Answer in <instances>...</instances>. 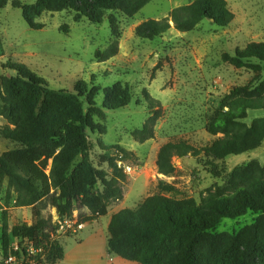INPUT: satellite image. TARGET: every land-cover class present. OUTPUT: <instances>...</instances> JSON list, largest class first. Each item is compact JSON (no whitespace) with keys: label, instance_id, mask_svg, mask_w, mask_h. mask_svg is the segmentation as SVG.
I'll return each instance as SVG.
<instances>
[{"label":"trees","instance_id":"obj_1","mask_svg":"<svg viewBox=\"0 0 264 264\" xmlns=\"http://www.w3.org/2000/svg\"><path fill=\"white\" fill-rule=\"evenodd\" d=\"M153 0H37L35 5L14 4L22 9L23 18L33 30L45 26L37 23L44 12L72 10L76 18L87 17L102 23L107 12H120L133 18ZM9 0H0V9ZM235 15L227 0H194L173 9L161 20H147L136 28L139 38L154 40L172 28L182 33L194 31L205 20L220 28L228 27ZM112 42L105 50H97L95 59L104 63L119 54L120 29L114 16L108 18ZM3 48L0 40V56ZM237 69L251 71L249 84L231 89L221 101L219 110L210 119L206 131L214 141L195 147L185 141L164 144L157 155V171L165 177L176 174L175 158L205 157L221 161L231 156L250 153L264 144V118L249 125L251 110L264 109V42L249 43L245 48L222 57ZM15 76L3 77L0 82V117L6 121L1 136L18 145L0 155V184L6 182L5 205L17 194V207H31L30 225H16L7 232L4 224V245L10 237H23L36 244L47 241L51 220L42 214V205L56 209L59 218L72 216L74 210H87L82 222L94 221L108 214L111 202L123 199L120 181L126 174L118 160L135 158V154L120 145L105 146V151L117 155L99 157L107 164L110 177L99 170L92 159L93 145L88 131L102 132L91 115L96 110L93 88L79 82L74 92L54 90L47 81L21 64L8 63ZM150 116L133 138L144 143L155 137V127L162 117L159 101L143 90ZM82 98L90 109L86 113ZM131 92L126 85L116 84L103 90V108L116 110L130 104ZM158 188L165 194L177 188L160 181ZM163 193L149 196L135 210L123 209L113 214L108 226V250L126 261L137 264H264V161L252 160L236 167L222 184H215L194 198L173 199ZM0 204V209H3ZM248 213L257 215L254 222L237 233H216L225 219L236 220ZM6 215V213L4 212ZM65 257L59 242L52 245L50 264Z\"/></svg>","mask_w":264,"mask_h":264},{"label":"rangeland","instance_id":"obj_2","mask_svg":"<svg viewBox=\"0 0 264 264\" xmlns=\"http://www.w3.org/2000/svg\"><path fill=\"white\" fill-rule=\"evenodd\" d=\"M194 0H153L133 18L120 12H107L102 23L87 17L76 18V12H44L36 22L45 27L31 29L23 18L22 9L14 4L32 6L37 0H9L7 7L0 9V40L3 54L0 56V82L3 77L15 76L7 68L8 63L26 66L44 78L54 90L74 92L77 83H85L89 90L98 88L95 98L96 110L91 115L104 133L88 131L92 142V159L99 170L110 177L107 164L100 165L99 157H113L115 151H103L105 146L120 145L133 152L135 158L118 160L119 168L126 174L120 181L123 199L111 202L108 214L94 221L84 222L85 228L77 235H57L65 250V258L57 264H137L110 254L108 250V226L113 214L123 209H137L149 196L163 193L160 181L177 188L176 193L164 195L173 199L194 198L198 202L203 193L215 184L222 185L238 166L252 160L264 161V144L256 151L231 156L221 161L205 157L175 158L177 168L172 177L160 175L156 161L160 148L175 141H185L195 147H204L214 141L206 126L219 110L222 99L232 88L250 83L254 74L246 69H237L225 63L223 55H234L236 50L249 43L264 42V0H227L235 15L233 22L220 28L205 20L194 31L182 33L172 28L167 34L154 40L139 38L136 28L147 20H161L178 7ZM114 16L120 29L119 54L111 60L99 63L97 50H105L113 40L108 18ZM264 67V63H263ZM116 84L126 85L131 92L130 104L116 110L103 108V90ZM160 103L162 117L155 127V137L144 143L137 142L132 133L140 130L150 116L143 90ZM85 112L89 105L82 98ZM264 118V109L251 110L246 120ZM0 117V130L6 126ZM18 145L4 139L0 134V155L16 149ZM129 168V169H128ZM9 188L0 184V255L8 254L18 244L26 245L23 237H10L4 245V224L7 232L16 225H30L33 221L31 207H17V194L5 205ZM6 213V215L4 214ZM42 214L50 219L49 235L56 233L58 215L56 209L42 205ZM87 210L76 208L72 216L81 221ZM71 216V217H72ZM257 215L248 213L236 219H225L216 233H237L252 224ZM82 222V221H81ZM50 261H48V264Z\"/></svg>","mask_w":264,"mask_h":264},{"label":"built area","instance_id":"obj_3","mask_svg":"<svg viewBox=\"0 0 264 264\" xmlns=\"http://www.w3.org/2000/svg\"><path fill=\"white\" fill-rule=\"evenodd\" d=\"M56 227V233H52L47 241L36 244L26 239L23 248L15 245L13 251L11 249L8 254L0 255V264H48L52 245L58 242L57 235H77L85 228V224L73 216L64 219L58 217Z\"/></svg>","mask_w":264,"mask_h":264},{"label":"crops","instance_id":"obj_4","mask_svg":"<svg viewBox=\"0 0 264 264\" xmlns=\"http://www.w3.org/2000/svg\"><path fill=\"white\" fill-rule=\"evenodd\" d=\"M110 223V222H109ZM65 258V257H64Z\"/></svg>","mask_w":264,"mask_h":264}]
</instances>
